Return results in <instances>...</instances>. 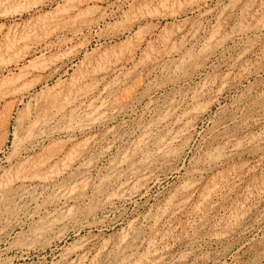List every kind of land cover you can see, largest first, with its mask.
Wrapping results in <instances>:
<instances>
[{
	"label": "rangeland",
	"instance_id": "rangeland-1",
	"mask_svg": "<svg viewBox=\"0 0 264 264\" xmlns=\"http://www.w3.org/2000/svg\"><path fill=\"white\" fill-rule=\"evenodd\" d=\"M0 247L264 264V0H0Z\"/></svg>",
	"mask_w": 264,
	"mask_h": 264
},
{
	"label": "bare ground",
	"instance_id": "bare-ground-1",
	"mask_svg": "<svg viewBox=\"0 0 264 264\" xmlns=\"http://www.w3.org/2000/svg\"><path fill=\"white\" fill-rule=\"evenodd\" d=\"M239 16V15H238ZM148 55V54H147ZM204 83V82H203ZM123 97V96H122ZM97 98V97H96ZM92 101V100H91ZM63 110V109H62ZM188 111V110H187ZM178 119V118H177ZM36 123V122H35ZM57 126V125H56ZM17 137H15V139H16ZM257 158V157H256ZM261 161V160H260ZM256 168V167H255ZM47 175V174H46ZM50 175H52V174H50ZM36 177V176H35ZM24 178H27V177H24ZM68 178V177H67ZM23 179V178H22ZM38 180H40V179H38ZM75 185V184H74ZM71 188V187H70ZM72 193V192H71ZM169 199V198H168ZM170 200V199H169ZM61 202V201H60ZM114 205V204H113ZM51 212V211H50ZM221 213V212H220ZM213 215V214H212ZM171 218V217H170ZM231 221V220H230ZM137 226V225H136ZM199 229V228H198ZM216 234V233H215ZM28 237V236H27ZM146 238V237H145ZM134 244V243H133ZM10 246V245H9ZM148 246V245H147ZM8 247V246H7ZM0 248H2V247H0ZM33 249V248H32ZM166 249V248H165ZM14 251V250H13ZM16 251V250H15ZM19 251V250H18ZM3 252V251H2ZM21 252H23V251H21ZM25 252V251H24ZM9 254H10V252H9ZM14 254V253H13ZM10 256V255H9ZM13 257V256H12ZM6 258V257H5ZM24 258V257H23ZM19 259V258H18ZM104 259V258H103ZM137 259V258H136ZM14 260V259H13ZM1 261V260H0ZM13 262H15V261H13ZM21 262V261H20ZM12 263V262H11ZM17 264V263H16ZM89 264V263H88Z\"/></svg>",
	"mask_w": 264,
	"mask_h": 264
}]
</instances>
